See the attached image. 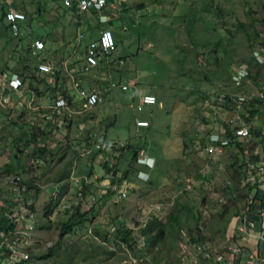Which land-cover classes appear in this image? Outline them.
<instances>
[{
    "label": "rangeland",
    "instance_id": "374dc122",
    "mask_svg": "<svg viewBox=\"0 0 264 264\" xmlns=\"http://www.w3.org/2000/svg\"><path fill=\"white\" fill-rule=\"evenodd\" d=\"M60 1L0 0L6 32L5 11L26 13L20 36L0 29V220L11 210L5 206L12 204L16 175L37 189L31 209L38 222L24 264H219L220 255L222 264L229 255L233 264H247L253 252L247 236L258 241L250 223L260 220L247 179L258 178L264 137L252 134L218 154L208 152L204 138L239 114L220 105L218 93L259 88L261 68L252 53L264 39L262 0H108L114 14L103 21L114 24L116 49L108 56L114 69L108 65L104 77L127 90H110L100 78L81 81L102 99L81 114L72 112L80 106L72 102L71 76L80 77V50L99 27L90 20L83 25L85 16ZM36 39L44 51L33 52ZM239 65L248 67L250 79L237 89L231 75ZM4 74L20 76L25 99L8 97ZM147 93L155 105L140 104ZM60 96L68 99L62 122L55 113L47 120ZM253 104L242 113L260 109ZM140 118L147 127H136ZM253 118L260 128L261 116ZM138 157L153 158L152 170ZM78 209L85 219L60 238ZM172 212L182 218L174 235L166 232L160 241L141 233L155 221L154 231L161 228Z\"/></svg>",
    "mask_w": 264,
    "mask_h": 264
},
{
    "label": "built area",
    "instance_id": "2783aa9c",
    "mask_svg": "<svg viewBox=\"0 0 264 264\" xmlns=\"http://www.w3.org/2000/svg\"><path fill=\"white\" fill-rule=\"evenodd\" d=\"M107 0H63L64 6L71 8L73 5H77L75 8L78 12H89L93 11L101 15V13L105 10L107 6ZM8 16V18H7ZM104 16H100L101 24H105L103 21ZM262 20H263V34L264 37V8L262 11ZM25 20V16L21 12L9 11L5 15V21L8 24L9 31L11 33H15L17 36L20 32L19 24L20 22ZM97 42L89 44L86 48V51L83 54V64L84 66L80 67V74L89 76L92 78H96V74H91L92 71L98 68L99 59L108 60V56L111 55L116 49V41L112 35L111 29L102 28L99 37L96 40ZM44 48V45L41 41H35L32 44L33 52L36 53ZM253 56L256 64L263 68V73L260 75L261 78L259 81V93H264V43L258 44L253 51ZM122 63V61H119ZM82 64V65H83ZM79 74V75H80ZM249 73L248 67L245 65H239L234 67L233 73L231 75V79L233 84L236 87H240L249 82ZM73 77L75 81L72 83V87L79 91L84 92V88H82L79 83L81 80L75 77V72L73 71ZM4 82L7 84L9 80L13 79L12 85L9 87H5L7 90H18L22 87V80L15 74L12 75H3ZM105 81H112L117 83L119 86H124V91L127 90V85L122 82H116L112 79H106L103 76ZM4 84V85H5ZM227 88V87H226ZM92 92V91H89ZM101 91L96 92L95 94H91L88 97H83L79 99L80 109L73 110L72 112L75 114H81L85 111H89L93 109L97 102L100 99ZM218 97L219 104L223 107L234 108L238 111V115L229 119V123L227 122L223 124L220 128H216L212 133H210L206 139V145L208 146V152L211 154H218L222 147H225L226 142H241L251 138L252 136V128L254 118L249 114L242 113V109L247 103H262L264 105V99L257 97L256 99H252V101H245L246 97L243 96V93L234 94L232 92L226 91L225 93L221 92ZM254 93H251L253 95ZM156 98L153 95H146L140 98V104L143 105H151L154 104ZM235 103V104H233ZM50 113L46 115V119L50 120L52 118V114H62L64 110L68 109V101H65L63 96L57 97L52 105L50 106ZM261 116V126L259 129L260 139L264 137V111L260 108L257 111V115ZM58 121L61 123L62 118ZM137 126L144 127L147 126L146 122L139 121L137 122ZM260 143V142H259ZM261 144V143H260ZM99 146V144H97ZM96 145V146H97ZM262 145V144H261ZM264 159L263 156H260ZM256 175L258 176L257 180H254V177L249 176L247 181L251 183V198L257 196L259 199H264V161L259 162L257 165ZM10 192L13 196V203L19 205L25 212H16L14 210L11 213L7 214L8 218H15L14 223L19 224L21 222L31 220L29 212L27 209H31L33 202L32 191L27 188L24 184L21 176L16 175L11 183ZM55 196V194L53 195ZM27 203V206L24 204ZM260 230L258 234H260ZM33 233V234H32ZM35 226L31 227L30 230L22 229V230H14L10 229L7 231H0L2 243H0V264H22L29 260L30 256L28 253L29 243L34 237ZM261 240H264L261 235L259 237ZM254 262L252 264H264V261L258 260V257H254ZM221 260V257L218 258ZM231 264V263H227Z\"/></svg>",
    "mask_w": 264,
    "mask_h": 264
},
{
    "label": "crops",
    "instance_id": "0c3cea01",
    "mask_svg": "<svg viewBox=\"0 0 264 264\" xmlns=\"http://www.w3.org/2000/svg\"><path fill=\"white\" fill-rule=\"evenodd\" d=\"M116 2L118 1V0H115ZM61 3H62V5H63V0H61L60 1ZM114 6V4H110V6L109 7H106V9H105V11H103L102 13H101V15L100 14H98V13H96V12H93V11H91V12H85V13H80L82 16H85L84 17V20H83V25H84V23L86 24L87 23V21L88 20H90L91 22H94V23H96V25L98 24V27H99V29L97 30V31H95V32H93L92 34H91V36H87V38H85V43H84V45H83V47H82V49L80 50V53H79V58H78V64H79V68L81 67V66H84V64H83V54H84V52L86 51V48L88 47V43L90 42V41H96L97 39H98V37H99V33H100V31H101V29L102 28H109V29H111L112 30V32H113V30H114V24L113 23H110V26H108L107 25V23L106 24H101L100 23V16H102V15H108L107 14V12L109 13L110 12V14L112 15V14H114L113 13V11H112V7ZM68 9V11H70V12H73V13H79V12H77L76 11V8L75 7H71V8H67ZM15 10H17V9H15ZM17 11H21V10H17ZM22 12V11H21ZM88 17V18H87ZM89 17H90V19H89ZM108 17V20H109V18L111 19V17H110V15H108L107 16ZM4 24H5V22H3ZM6 26V25H5ZM23 26H24V24H21V27H22V33H23ZM5 27L0 23V29L3 31V33H4V35H6V33H9V32H6L5 31V29H4ZM83 28V26H80V29H82ZM79 29V30H80ZM116 29V28H115ZM48 38L49 39H54L55 38V36L53 35V34H48ZM57 39V38H56ZM59 42V41H58ZM115 62V60H110V59H108L107 61L106 60H104V59H99V62H98V68H97V72L95 73L96 74V78H91L90 79V77L89 76H85V75H82V74H80L79 76H80V78H82L81 79V81H92V80H94V79H99L100 78V80H102V81H105L104 80V78H103V76H105L106 74H108V68L110 67L111 69H114V66H112L113 65V63ZM83 64V65H82ZM108 65H109V67H108ZM108 67V68H107ZM87 88V87H86ZM23 89V87L19 90V91H12V92H9L8 93V97H10L13 101H14V95H16V94H19V95H22L23 96V99H25L26 98V96H25V94L23 93L24 91H25V89L24 90H22ZM72 90V89H71ZM74 93H75V95H73L74 96V100H72V102H77L78 103V97H77V93H76V91H74ZM107 95L106 96H108V95H110V91L108 90L107 92ZM72 94V93H71ZM144 95H153V94H149V93H147V94H144ZM142 96V95H141ZM77 106H75L74 107V109L73 110H77V108H76ZM139 121H143V122H147V121H145V120H143V118H140V119H137L136 120V124H137V122H139ZM148 123V122H147ZM136 127H137V125H136ZM148 162H149V165H151V166H153L154 167V163H155V160L153 159V158H149V160H148ZM147 175L145 174V175H141V178H143V177H146ZM254 208H256L257 210H259V208H257L256 206L254 207ZM250 224H252V225H254V226H256L257 228L259 227V221L258 222H256V221H254V222H252V223H250ZM258 232H259V229L257 230V235H258V241H257V239H256V237L255 236H247V239H246V245L247 246H249V248H250V250L252 251L253 250V252H252V256H251V258H250V260L247 262V264L251 261V260H253V258L256 256V257H258V258H261V256H259V255H256L255 254V250H259V253L261 254L263 251H264V243H262V242H264V240H261L260 241V235L258 234ZM256 233V232H255ZM225 256H227V255H225ZM230 257H231V255H229ZM243 260L244 261H246L247 260V257H243Z\"/></svg>",
    "mask_w": 264,
    "mask_h": 264
},
{
    "label": "bare ground",
    "instance_id": "6f19581e",
    "mask_svg": "<svg viewBox=\"0 0 264 264\" xmlns=\"http://www.w3.org/2000/svg\"><path fill=\"white\" fill-rule=\"evenodd\" d=\"M107 2H108V0H107ZM108 4V3H107ZM77 5H73V7H76ZM81 13H83V12H81ZM7 18H8V16H7ZM13 37H16L15 36V33H12L11 34ZM262 43H264V39H262L261 40V42L259 43V44H262ZM252 57H253V59H254V56H253V53H252ZM119 61V60H118ZM254 61H255V59H254ZM261 68V67H260ZM97 72V69L96 70H94V71H92L91 72V74H94V73H96ZM248 73H249V70H248ZM263 73V68H261V74ZM250 74V73H249ZM82 78H80L79 77V80H81ZM71 81L73 82V81H75V78L73 77V76H71ZM12 82H13V79H11V80H9V82L7 83V84H5L4 85V87H9L10 85H12ZM125 84V83H124ZM108 87H109V89L110 90H114V89H119V90H121V91H124V86H119L117 83H115V82H112V81H108ZM245 87V85H242V86H240V87H235V88H237V89H239V88H244ZM89 91H92V92H89ZM96 92H98L95 88H85L84 89V92H79V91H77L76 90V93H77V97H78V99H82L83 97H88V96H90L91 94H95ZM143 96H146V95H142L141 97H143ZM243 96H245L246 97V100L245 101H252V99H256L257 97H260V98H263L264 99V93H259V90H257L253 95H251V94H246V93H244L243 92ZM64 97V96H63ZM140 97V98H141ZM155 97V96H154ZM156 98V97H155ZM64 99H65V101H68V99L66 98V97H64ZM157 103V101H155V103L154 104H151V105H146V106H153V105H155ZM233 104H235V103H233ZM97 106V105H96ZM95 106V107H96ZM255 105L253 104L252 106H251V108L252 107H254ZM256 106L258 107V108H261L263 111H264V105L262 104V103H256ZM94 107V108H95ZM248 107H250V106H247L246 107V109L248 108ZM249 110H251V109H249ZM58 117H59V119H61L62 117H64V114H56ZM227 122V124L229 123V120L228 121H226ZM137 125V124H136ZM148 125V124H147ZM137 127H140V126H137ZM144 127H147V126H144ZM212 133V132H211ZM251 133H253L254 135H256L257 136V134L256 133H254V132H251ZM207 137H208V135L206 136V139H207ZM261 137V136H260ZM206 139H205V142H204V144L206 145ZM230 144V142H226L225 143V145H223V146H225L226 148L228 147V145ZM129 147V146H128ZM144 157H140V159L138 160V162L140 163V165H143V162H144V160L142 161V159H143ZM146 159V158H145ZM262 163H263V161H261ZM152 166H151V168H150V170H152ZM148 169V168H147ZM22 178V177H21ZM11 193V192H10ZM103 194V193H102ZM12 195V194H11ZM259 200H261V199H259V198H257V196H256V200H254V202H253V204H254V207L256 206L257 208H259V210H257L256 208V211H257V214H258V216L260 217V220H259V227H258V229L262 232L261 233V237L264 239V204H262V203H264V199H262L261 200V203H258L259 202ZM252 204V205H253ZM25 206H27V203H25L24 204ZM14 211H16V212H25V210L24 209H22L19 205H17V204H15V208H14ZM26 211H28L29 212V215H30V217H31V220H27V221H24V222H21V223H19V224H15L14 223V221H15V218L14 217H12V218H7V221L5 222V225H4V228H6L7 229V231L8 230H10V229H14V230H16V231H18V230H22V229H26V230H30V228L31 227H34L36 224H37V222H38V218H37V212L36 211H32V209H27ZM52 211V210H51ZM33 234V233H32ZM0 237H1V235H0ZM142 242V241H141ZM0 247H1V245H0ZM29 253V252H28ZM29 256H30V254H29ZM208 256V255H207ZM221 257H222V255H220ZM30 259V258H29ZM258 260H261V261H264V257L263 258H258ZM27 262V261H26ZM254 262V259L253 260H251L248 264H252ZM215 263H219V264H222V263H220L218 260H215ZM229 263H231V264H233V260H232V256H231V259H230V262Z\"/></svg>",
    "mask_w": 264,
    "mask_h": 264
},
{
    "label": "trees",
    "instance_id": "16d2710c",
    "mask_svg": "<svg viewBox=\"0 0 264 264\" xmlns=\"http://www.w3.org/2000/svg\"><path fill=\"white\" fill-rule=\"evenodd\" d=\"M262 2L263 3H261V5H262V9L264 8V0H262ZM6 12V11H5ZM5 12L3 13V18H4V16H5ZM25 15H26V13H24ZM263 21V20H262ZM262 27H263V24H262ZM261 30H262V28H261ZM256 34V33H255ZM260 39H262L261 37H260ZM261 42V41H260ZM234 70V69H233ZM249 78H250V75H249ZM255 114H257V111H253V112H251L250 113V116L251 117H254V115ZM251 132H254V133H256L257 135H259V133H260V131H259V129L257 128H252V131ZM253 134V133H252ZM253 136H256V135H254L253 134ZM260 136V135H259ZM204 140H205V138H204ZM231 144H234L235 146L237 145V146H242V144L240 143V142H232V143H230L229 145H228V147L231 145ZM142 158V157H141ZM140 159V157H138L137 158V162H138V160ZM138 164L140 165V163L138 162ZM143 167H146V168H148L147 170H150V168H151V165H149V163H148V165H146V166H144V165H142ZM11 167V171H13L14 170V168L12 167V166H10ZM153 167V166H152ZM24 182V181H23ZM24 184H25V182H24ZM26 185V184H25ZM27 186V185H26ZM27 188H28V186H27ZM28 189H30V188H28ZM31 191H32V195H33V197L35 196L36 197V193H37V189H36V191L34 190V188L33 189H30ZM52 199H54V198H52ZM262 200V199H261ZM50 201H51V199H50ZM11 202H12V204H10V206H8V205H6L5 207H7V208H9V209H11L10 210V212L9 213H11V211L12 210H14V208H15V204L13 203V197H12V199H11ZM252 206H254V204L252 205ZM52 210V208H49L48 209V211H47V213H46V215H44V217L46 218V217H49L50 216V214H51V211ZM32 211H35L34 209H32ZM7 216H6V218L5 217H2L1 218V220H0V231L1 230H4L5 228H4V225H5V222L7 221ZM85 219V215L83 214V213H80L79 212V209L76 211V212H74V213H71L70 215H69V219L67 220V222H66V224L64 225V227L63 228H61L60 230H59V234H58V236L60 237V238H62L64 235H66V234H68V233H70V231H71V229L73 228V227H77V226H79V224H81L82 222H83V220ZM157 221H155L154 223H148L147 225H146V227H145V229H143L142 231H141V233L144 235V236H148V235H150V236H152L151 238H153V239H156V240H163L164 238H165V235H166V232H168L170 235H174L176 232H178L177 230L178 229H180V227H181V225H182V218H181V216L178 214V213H176V212H172L170 215H169V217H168V220H167V222H165V223H161V228H158L156 231H154V227H156V225H157ZM0 243H2V242H0ZM31 258H41V257H37L36 255H34V254H31ZM30 260V259H29ZM28 260V261H29ZM26 263V262H25ZM22 264H24V263H22Z\"/></svg>",
    "mask_w": 264,
    "mask_h": 264
},
{
    "label": "clouds",
    "instance_id": "9594fccd",
    "mask_svg": "<svg viewBox=\"0 0 264 264\" xmlns=\"http://www.w3.org/2000/svg\"><path fill=\"white\" fill-rule=\"evenodd\" d=\"M63 6H64V4H63ZM65 8H68V7H66V6H64ZM16 11V12H21V11H17V10H14V9H10V10H7L6 12H5V15H6V13L7 12H9V11ZM77 11V10H76ZM78 12V11H77ZM89 12H91V11H89ZM21 13H23V12H21ZM79 13H81V12H79ZM85 13V12H84ZM24 14V13H23ZM24 16H25V14H24ZM3 21L5 22V25H6V27H7V30H8V32H9V34L11 35L12 33L9 31V27H8V24H7V22L5 21V16H4V18H3ZM26 21V16H25V20L24 21H22V22H20V24H19V27H20V32H19V34L16 36V37H18V36H20L21 34H22V29H21V24H23L24 22ZM100 21V20H99ZM101 23V22H100ZM104 24V23H103ZM106 24V23H105ZM109 29V28H108ZM112 31V30H111ZM35 41H41L42 43H43V41L42 40H40V39H36ZM34 41V42H35ZM33 42V43H34ZM32 43V44H33ZM43 45H44V43H43ZM45 50V46H44V48L42 49V50H40V51H37V52H42V51H44ZM12 75V74H11ZM16 75V74H15ZM107 75V74H106ZM10 76V75H9ZM18 76V75H17ZM18 77H20V76H18ZM90 78H92V77H90ZM22 80V79H21ZM123 83V82H122ZM4 84H5V82H4ZM22 87H23V83H22ZM21 87V88H22ZM20 88V89H21ZM73 88V87H72ZM20 89H18V90H12V91H19ZM5 90L7 91V92H12V91H9V90H7L6 88H5ZM74 91H76V90H74ZM110 91V90H109ZM102 100V99H101ZM78 104H79V100H78ZM90 111V110H89ZM148 126V125H147ZM148 158H146L145 160H144V162H143V165L144 166H146V165H148Z\"/></svg>",
    "mask_w": 264,
    "mask_h": 264
}]
</instances>
